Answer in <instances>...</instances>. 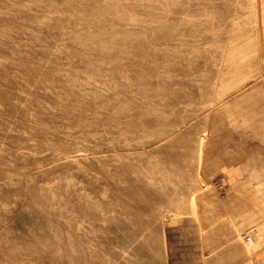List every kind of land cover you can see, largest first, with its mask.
<instances>
[{"label": "rangeland", "instance_id": "1", "mask_svg": "<svg viewBox=\"0 0 264 264\" xmlns=\"http://www.w3.org/2000/svg\"><path fill=\"white\" fill-rule=\"evenodd\" d=\"M258 15V0H0V264H256ZM224 199L236 217L215 218Z\"/></svg>", "mask_w": 264, "mask_h": 264}, {"label": "crops", "instance_id": "2", "mask_svg": "<svg viewBox=\"0 0 264 264\" xmlns=\"http://www.w3.org/2000/svg\"><path fill=\"white\" fill-rule=\"evenodd\" d=\"M258 13H259L258 24H259V33H260V35H259L260 36L259 37L260 38V50H261V55L264 58V0H258ZM243 174L240 178L239 177L238 178L243 179L244 177H246V176H243ZM238 178H236V179H238ZM225 183H226V181H225ZM221 190H224L223 194L229 195V194H236L235 191L239 190V189L235 188V187L234 188L227 187V185H226V186H223ZM229 190H230V192H228ZM231 191H233V192H231ZM225 198H227V197H225ZM223 201H224L223 207L219 210H217V209L215 210L216 211L215 218L218 215L217 211H219V213L221 214L220 216H223L225 218L230 216V217L234 218L235 214L232 213L231 211H233L236 208H233V210L229 209L230 204L227 202V199H226V201H225V199ZM244 205L245 206L243 207L242 202H241V204L236 205V207L240 206V208L237 209V210H239L240 213L236 214L241 218L240 224L243 223L245 215H248V217L250 216L248 213V211H250L249 207H248V203H245ZM252 211H253V213H251V216L256 220L258 227H261V226L263 227L262 230L264 232V208L256 210V211L255 210H252ZM220 225H224V224H220ZM210 226H213L211 215H210ZM215 226H217V223H215ZM259 243H260V247H259V251L257 252V256L255 257V261H256V264H264V234H263V239L260 240ZM231 253H233V252H231ZM233 256L234 255H229V251L226 249V255L224 257H233ZM239 257L240 258H243V257L246 258V256H239ZM248 259H249L248 263H250L254 260L253 257H250V258L248 257ZM250 259H252V261H250ZM246 263H247V261H246Z\"/></svg>", "mask_w": 264, "mask_h": 264}, {"label": "built area", "instance_id": "3", "mask_svg": "<svg viewBox=\"0 0 264 264\" xmlns=\"http://www.w3.org/2000/svg\"><path fill=\"white\" fill-rule=\"evenodd\" d=\"M242 241L244 243H248V244H256V243L259 242V239L255 235V232L254 231L248 230L246 232H243V234H242Z\"/></svg>", "mask_w": 264, "mask_h": 264}, {"label": "bare ground", "instance_id": "4", "mask_svg": "<svg viewBox=\"0 0 264 264\" xmlns=\"http://www.w3.org/2000/svg\"><path fill=\"white\" fill-rule=\"evenodd\" d=\"M170 22V21H169ZM166 25V24H165ZM169 27V26H168ZM170 28V27H169ZM172 28V27H171ZM168 29V28H167ZM199 29V28H198ZM126 38V37H125ZM189 41V40H188ZM104 50V49H103ZM199 50V49H198ZM201 50V49H200ZM195 51V50H194ZM47 186V185H46ZM64 189V188H63ZM42 190V189H41ZM49 190V189H48ZM65 192V191H64ZM46 193V192H45ZM50 193V192H49ZM54 196V195H53ZM55 200V199H54ZM77 201V200H76ZM71 205V204H70ZM22 216V215H21Z\"/></svg>", "mask_w": 264, "mask_h": 264}]
</instances>
